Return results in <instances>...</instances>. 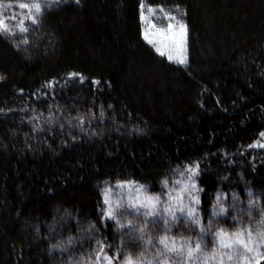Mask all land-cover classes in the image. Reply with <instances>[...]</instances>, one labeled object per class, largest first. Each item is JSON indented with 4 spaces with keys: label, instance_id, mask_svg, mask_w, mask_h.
Here are the masks:
<instances>
[{
    "label": "trees",
    "instance_id": "1",
    "mask_svg": "<svg viewBox=\"0 0 264 264\" xmlns=\"http://www.w3.org/2000/svg\"><path fill=\"white\" fill-rule=\"evenodd\" d=\"M22 2L0 0L10 29L0 31V264H121L163 256L161 237L177 241L167 264H215L218 231L258 238L264 0H143L181 8L185 66L143 39L142 0H40L34 14ZM188 167L198 227L186 216L168 231L130 211L106 218V188L158 192ZM256 241L242 264H264Z\"/></svg>",
    "mask_w": 264,
    "mask_h": 264
},
{
    "label": "rangeland",
    "instance_id": "2",
    "mask_svg": "<svg viewBox=\"0 0 264 264\" xmlns=\"http://www.w3.org/2000/svg\"><path fill=\"white\" fill-rule=\"evenodd\" d=\"M30 2L31 4L29 5H32L33 3H39L42 6L40 0H30ZM149 7L154 9V11L149 12ZM31 11L32 14L36 13L34 8H31ZM143 14L144 20L142 21L141 19L143 39L155 51L157 47H160L164 53L162 56L168 59L170 54L173 56V59L170 61L185 66L187 63V28L185 29L183 43L181 44V28L179 26L185 25L181 8H163V11H161L160 7L144 6ZM169 17H174V19H170ZM169 24L172 25L171 29L168 28ZM145 32L148 33V39L145 38ZM149 41L152 42L150 43ZM173 41H175V43H173ZM178 48H180L181 51H177ZM179 56H182L186 62H177V57ZM190 168L193 169V171H189ZM195 172L196 167L186 168L177 178L165 183V185L162 186L161 191L159 190L158 192L148 191L144 186L130 181L120 182L113 188H106L103 193L106 218L115 220L117 215H121L120 212L123 213L124 211H130L134 214H143L146 217L144 220V223L146 224L153 223V221L161 219L163 225L160 227V229L168 231L171 228V223L177 221L183 216H186L189 219H192V221L195 220L194 224L196 227H198L197 224L199 223V218L196 202L197 187L195 185L194 178ZM149 198H151V200H149ZM151 204L155 205L154 210L150 206ZM190 210L193 212V215L196 217V219H193L192 216H189L188 213ZM109 212H111V216L108 215ZM222 212L221 205L217 204L212 211V214L218 215ZM131 225L132 226L130 227L128 224H126L125 228H137L140 230L142 228L146 229V226L140 227L141 224L139 222H133ZM260 226L264 227L263 224H260ZM237 231L242 232L239 230ZM235 233L237 232L230 233L228 236H233ZM243 233L245 234L244 238L247 240V232ZM255 233H258V231H255ZM256 238V236L254 237V235H252L253 240H259V237L257 239ZM218 240L219 238H217V243H215L218 245V256H221V253L225 254L223 256V264H242L243 262H250L249 254L247 253L246 255V252H244L245 250L242 247L238 252H234V250L231 248L221 249ZM166 242L169 245V249H171L173 245L172 240H167ZM175 243H177L176 239L174 244ZM150 244L151 241L147 240L146 246L148 248H154L149 247ZM256 245L257 244H250V247L255 248ZM157 246H160L159 248L162 250L163 256L158 257L154 255L155 253L150 254V256L145 254L140 259H137L136 264H167V253L171 252V250L165 249L164 245L161 243H158L155 247ZM228 255L233 256L232 260L235 261V263L228 259ZM105 257L108 256L104 255L99 260L98 264H114L112 259L111 262H109L107 259H105ZM245 257H247V261L245 260ZM211 261H213V259H204L205 264H208ZM216 263L221 264L219 257L215 264ZM121 264H125V262H121Z\"/></svg>",
    "mask_w": 264,
    "mask_h": 264
},
{
    "label": "snow or ice",
    "instance_id": "3",
    "mask_svg": "<svg viewBox=\"0 0 264 264\" xmlns=\"http://www.w3.org/2000/svg\"><path fill=\"white\" fill-rule=\"evenodd\" d=\"M77 2H79V0H77ZM19 7L22 8V9L34 8L36 13H40L41 12V5L39 3H33L32 5H29V4H26V3H20ZM160 10L163 11V7L162 6H160ZM152 11H154V9L149 7V12H152ZM143 13H144V5H143V0H142V2H141V19H142V21L144 20V14ZM13 18H15V17H13ZM28 18H30L33 23L36 22V17L34 15H31V13H30ZM169 18L170 19H174V17H169ZM179 27L181 28V44H182L183 43V39H184V32H185L186 26L185 25H180ZM19 28H20L21 32L27 31V28L24 27V21L23 20H21L19 22ZM168 28L171 29L172 25L169 24ZM0 31H10V29L8 28L7 24L4 22L3 19H0ZM145 38L148 39V33L147 32H145ZM149 42L151 43L152 41H149ZM25 43H27V41H25ZM173 43H175V41H173ZM156 51L158 53H160L161 55L164 54L160 47H157ZM177 51H181V49L178 48ZM168 59L172 60L173 56L169 54ZM177 62L185 63L186 61L184 60V58L182 56H179V57H177ZM70 75H78V74L73 73V74H70ZM0 79H3V77H0ZM81 79H83V77H81ZM261 135H264V133H262ZM189 171H193V169L190 168ZM190 179H191V177H190ZM193 187H194V185H193ZM149 200H151V198H149ZM196 202L197 203L199 202L198 199H197ZM146 206H149V205H146ZM150 206L153 208V210L155 209V205L154 204H151ZM221 211H223V209H221ZM188 214H189V216H192L193 219H196V217L193 215V212L191 210L189 211ZM108 215L111 216L112 215L111 212H109ZM129 226L130 227L132 226L131 222H129ZM201 231H203V229ZM216 235L219 238L218 242H219V245H220L221 249L231 248V249L234 250V252H238L239 249L242 247L246 252L256 251V249H254L253 247H250V244H256L257 243L256 240L252 239L251 230H249L247 232V240L244 238L245 234L243 232H237V233L233 234V236H228L227 234H225L223 232V230H220V231L217 232ZM257 235L259 237V243L264 244V230H259ZM160 242H161V244L164 245L165 249H168V250H171V251H176L174 243H173L171 249H169V245L166 242V238L165 237H161V241ZM183 246L184 245L182 243L181 244V250L183 249ZM200 249H201V244L199 242L196 243L194 249L191 246H189V248H188L189 257L192 256V253L194 251L198 252V251H200ZM224 255H225L224 253H221V256H220L221 264H223V256ZM213 258H215V254L213 255ZM105 259H107L109 262H111V257H105ZM228 259L232 260L233 256L232 255H228ZM260 259H264V256H260ZM245 260L247 261V257H245ZM125 264H136V261H134L131 257H128V258H126ZM257 264H260V260L259 259L257 260Z\"/></svg>",
    "mask_w": 264,
    "mask_h": 264
}]
</instances>
